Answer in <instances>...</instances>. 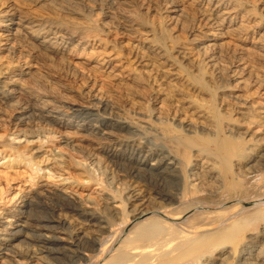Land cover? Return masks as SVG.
<instances>
[{
    "label": "bare ground",
    "instance_id": "bare-ground-1",
    "mask_svg": "<svg viewBox=\"0 0 264 264\" xmlns=\"http://www.w3.org/2000/svg\"><path fill=\"white\" fill-rule=\"evenodd\" d=\"M188 5L199 12L198 23L193 21ZM150 15L158 16L161 22L158 21V25L151 23ZM259 22L253 10L245 8L240 0H0V80L19 83L28 76L34 82L38 81L41 73L40 69L37 70L39 65L36 66L37 71L32 70L34 61L55 68L62 75V69H66L63 66L67 65L70 55L77 51L82 53L89 50L92 53L97 50L96 47L104 43L103 35H123L130 39L145 35L144 39L137 42L144 52L140 57L144 66L167 63L172 69L167 77L170 81L168 83L178 81L181 74H184L191 80L194 92L201 95L212 91L221 94L220 105L224 108L226 88L235 87L239 90L249 83L264 85V75H259L253 65L254 59L264 62V26H259ZM252 25L260 28L255 38H252L250 32ZM175 29L182 31V35L186 34L187 40H183L185 37L182 38V35L179 37ZM243 37L253 39L249 47L226 41H239ZM226 59H232L229 66L224 65L227 64ZM11 91L19 98L23 97L22 109L40 113L44 111L45 107L36 103L35 107L32 106L34 99L26 86L21 85ZM235 92L230 91L232 95L229 96H235ZM182 93L164 94L162 102L178 104L173 119L182 127L186 126L196 133L201 131L203 137L196 139L188 136L182 139L177 130H168L177 138V142L169 145L167 158L170 166L182 175L177 195L175 191L178 187L173 183L167 186L168 191L166 189L157 193L156 197L155 194H145L140 190L129 191L127 199L132 211L130 215L124 214L121 217L122 202L116 205L115 201L85 196V201L94 210L103 213L110 209L112 220L78 222L73 217L66 220L62 212H56V222L69 221L74 224L78 231V240L75 242L64 230L36 225L28 217L0 214V231L7 233L10 230L0 237V264H6V258L13 254L23 255L35 264H69L52 262L45 254L65 257V251L76 253L80 251L76 241L82 238L95 243V246L84 249L86 258L79 264H264V178L261 177L264 171V148L253 153L255 149L247 151L244 145L236 144V141L245 144L254 138L251 132L241 131L239 126L235 128L227 123L224 126L227 135L223 136V114L218 107L215 104H197L185 96V92ZM85 94L103 98V93L97 89L87 90ZM224 109V115H227L228 109ZM262 123L264 125V121ZM64 140L69 143L72 139L65 137ZM96 154L88 155L92 158L91 166L85 165L92 175L98 171L96 167H102V161ZM50 160L48 171L51 174L64 160L58 154L52 155ZM250 177L259 178L256 181V192H251L249 188ZM116 189L118 193L125 190L120 187ZM36 192H50V187L41 186ZM207 198L213 201L208 202ZM102 200L106 206L103 210ZM30 228L41 232L39 238L29 236L27 230ZM20 242L28 246L22 248ZM55 242L65 246L54 249L51 245Z\"/></svg>",
    "mask_w": 264,
    "mask_h": 264
},
{
    "label": "rangeland",
    "instance_id": "rangeland-1",
    "mask_svg": "<svg viewBox=\"0 0 264 264\" xmlns=\"http://www.w3.org/2000/svg\"><path fill=\"white\" fill-rule=\"evenodd\" d=\"M240 1L245 4V8H251V10H253L256 17L260 20L259 26H264V0ZM190 6L191 5H188V9L189 12H191L190 14L193 21L198 23L199 12L195 7ZM155 16L156 15H150L149 20L151 23L158 25L161 19L156 16L158 17L157 19ZM259 16L262 17V19ZM158 21L160 22L158 23ZM187 25L190 26L189 24ZM254 26L252 25L250 29L251 35L253 36L252 38L257 37L256 32H259L260 29L256 25ZM175 31L177 35L181 37L182 31L176 29ZM179 32L181 33L179 34ZM253 32H255V34H253ZM183 35L182 38L185 37L183 40H187V35L184 33ZM139 37H132L130 39V37H125L123 35H103L104 43L101 44V46H97V50L95 49L92 53L91 51L89 53V50L82 51V53L81 51H77L70 55L68 58L71 60L67 59V65L63 66V68L66 67L67 70L69 69V72L67 73L66 69H62L64 73H62V75L56 72L57 69H52L47 65L38 64L34 61L33 65L35 67L32 65V70H36V66L39 65L37 70L39 71L40 69L39 73H41V78L38 79V81L34 82V80L30 79L28 76L25 77L28 81L24 78V80L19 81V83L9 82L6 79L0 80L1 215L13 214L17 218L28 217L27 219L31 220L32 223H37L36 225L64 230L72 237L73 242H75V240H78L76 239L78 238V231L75 229L74 224L71 223V225L69 221L56 222V212H62L67 217L66 220L73 217L76 221L85 223L104 219L109 221V218L111 219L110 209H106L105 203L102 204L104 200L101 201V207L102 210L105 208L106 211L101 213L98 212L99 210H94L92 208L93 206H90L91 204L85 201L89 196L97 200L105 199L108 201L110 200V202L115 201L114 203L116 205H120L117 203L122 202L123 208L121 206L122 211L120 210L121 217L124 214L130 215L132 211L130 201L127 199L129 191L140 190L145 194L151 193L153 196L155 194L154 197H156L157 193H161L166 189L168 191L169 189L167 186L173 183L174 186L176 184L178 187V192L175 191V195H177L182 183V175L179 170L176 171L172 165L170 166L167 160L169 148L177 142V138L175 134L168 132V130H177L182 139L188 136L199 139L203 137V134L201 131H197L196 133L186 126L182 127L177 120L173 119L178 104H171L169 102H165L164 104L161 99L164 94L170 92H185L184 95L194 100L197 104H215L218 110L223 114V136L227 135L226 132H224V126L226 127L227 123L235 126V128L239 126L241 131L243 129V131L247 130V133L251 132L254 138H251V140L245 142V144H242L241 141H236V144L244 145L247 151H249V149H255L253 153L259 152L261 148H264V125L262 123L264 121V85L260 86L258 83H249L244 86L245 88L242 86V90H238L235 87H229L228 90L226 88L224 90V93L227 94L226 97H224L226 105L224 108L228 109V113L224 115L225 113L223 111L225 109L220 105L221 94L214 91L202 95L194 92L191 80L185 77L184 74H181L179 78L180 81L168 83L170 81L167 77L172 69L167 63L162 65L152 64V66L149 64L150 67L144 66L145 63L140 59L144 52L141 51L137 42L139 43L144 39L145 35ZM252 38L243 37L239 41L231 39H227L226 41L232 44L239 43V45L249 47L252 43ZM103 51L105 52L102 54ZM137 59L141 60V62ZM232 59H226L228 65L225 63L224 65L229 66ZM137 62L140 64L142 63L144 67ZM263 64L264 62L254 59L253 65L259 75H264ZM176 66L180 67L182 65L176 64ZM70 73L72 76L69 75ZM46 75L48 77H46ZM163 77L166 78L163 79ZM166 80L167 84L165 83ZM26 82L28 83L26 84ZM228 84L232 85L230 82ZM21 85L26 86L28 91L30 90L29 94H31L32 100L34 99L32 106L35 107L36 105H40L43 108L45 107V112L43 111L40 113V111L30 109L24 110L21 108L24 101L23 97L19 98L12 94L13 91H11L12 89L20 88ZM163 86L171 88V91L169 89L168 91ZM81 87H83L82 90ZM94 88L103 93V98H94L85 94L87 90H95ZM175 89L177 92H175ZM232 90L236 91L233 94L235 96H229L232 95L229 94ZM207 96L209 99H207ZM198 97H200L201 100ZM103 100H105V102ZM217 102H219V104ZM246 104H248V106ZM167 105H169L170 108L167 107ZM53 116L54 119H52ZM125 116L128 117L126 118ZM167 122H169L170 125ZM56 128H58V130ZM110 128L112 130H110ZM106 134H109V136ZM24 135H26V137H24ZM102 135L103 137L105 135V137L103 138ZM64 136L72 140L67 143L64 140ZM95 152H97V154ZM54 154L63 157L64 161L60 167L53 169L54 171H51L53 173L50 174L48 168L51 167L49 166L51 164L50 159ZM91 154L99 155V159L102 161V170L96 167L98 171L95 172V175H92L88 172V169H86V166H91L92 158L89 157ZM156 160H158V162ZM261 177L264 178V171L261 173ZM257 179L259 178L250 177L248 179L251 192H256L257 190ZM111 183L114 184L112 185ZM41 186L48 189L50 187V192L37 194L38 192L36 191ZM117 187L125 190L118 193ZM172 194L174 195V193ZM15 196L17 197L14 198ZM13 198L15 200H13ZM206 200L208 202L213 201L211 198H207ZM24 213L26 216H24ZM9 232L7 231V233ZM0 233V237L7 234L2 230ZM27 233L30 234L29 236L32 238H39L41 234V232L37 231V229L35 230V228H30L27 230ZM76 244H79L80 251L71 254V252L64 250L66 253L65 257H60L58 254L45 255L52 262L79 264L86 258L84 249L88 246L94 247L95 243L87 242L85 238H82L81 241H76ZM20 246L25 248L28 245L24 242H20ZM62 246L65 245L61 242H55L51 245L54 249L61 248ZM15 256V254L11 255V257L8 256L6 258V264H35L23 255Z\"/></svg>",
    "mask_w": 264,
    "mask_h": 264
}]
</instances>
